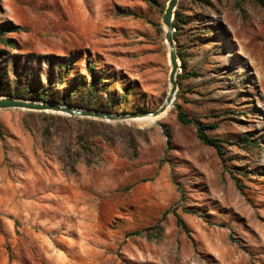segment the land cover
I'll list each match as a JSON object with an SVG mask.
<instances>
[{
  "label": "rangeland",
  "instance_id": "obj_1",
  "mask_svg": "<svg viewBox=\"0 0 264 264\" xmlns=\"http://www.w3.org/2000/svg\"><path fill=\"white\" fill-rule=\"evenodd\" d=\"M167 2L0 0V92L19 64L74 107L158 109L170 91ZM176 14L177 52L195 75L179 76V58L156 124L52 125L42 111L0 109V264H264V7L179 0ZM90 67L105 78L93 93ZM199 122L216 126L207 133L223 154L198 138ZM48 124L58 136L42 135ZM86 131L114 139L92 165L77 138ZM61 154H81L75 172Z\"/></svg>",
  "mask_w": 264,
  "mask_h": 264
},
{
  "label": "trees",
  "instance_id": "obj_2",
  "mask_svg": "<svg viewBox=\"0 0 264 264\" xmlns=\"http://www.w3.org/2000/svg\"><path fill=\"white\" fill-rule=\"evenodd\" d=\"M255 1H257L261 6L264 7V0H255ZM180 21L181 20L179 18V15L176 14V18L174 19V25L176 28H178ZM3 34L4 32L0 30V39L2 38ZM176 36L177 34L175 32L174 37L176 38ZM178 55H179L180 60L182 61L181 67L183 69V73L179 76L182 78V77H185L186 75H191V76L195 75L194 72H188L186 60L184 59L183 56H181L180 53H178ZM64 63H65L64 67H66L67 69L72 68V64L70 62H64ZM92 66H95V65H92ZM18 67L20 68L19 64L17 65V68H14L17 78L16 79L14 78L13 82H11L10 77H8L9 84L7 85V89L2 90L0 92L1 96H7V97H12V98H22V99H32V100L45 101V102H55L59 104L61 103V104H67V105L73 106L74 103L72 102V100L67 98V96L62 99L52 98L50 96L51 93H48V92H45L39 89L37 87L38 81L33 77H29L30 70L26 69V71H24L23 73H20ZM90 70L92 74V82L89 85L88 91L93 93L97 87H100L105 83L104 81L105 78L99 77L93 74V71L95 70L94 67H90ZM67 72H69V70H67ZM65 77H66V74L62 73L61 79L63 80ZM79 88L80 87L76 88V90H74L71 94L69 93V96L74 95L75 91H77V89ZM76 106L83 107L85 106V104H76ZM85 108H89V107L86 106ZM177 110H178L177 116L181 123L185 125L192 123V120L189 118L188 114L181 108V106L178 105ZM39 115L42 117L43 120L51 121L52 125L53 123H55V121L57 123H63L64 125H67L70 121L81 120L93 128L112 127L111 124L105 123L103 121H96L93 119H78L75 117H66V116L57 115L53 113L47 114L45 112H40ZM51 124H48L47 127L41 131L43 136H52V135L58 136V133H60L59 130L58 132L51 131L57 128V127L56 128L54 127L52 129ZM215 127L216 126L203 125L202 123L199 122L197 124V136L204 144L214 147L218 151V153L221 155L223 154V148L221 145L223 141L217 138H213L207 133L208 129L215 128ZM98 136L99 138L96 137V134H94L93 132H89V131H86V132H83L82 134L77 135L78 140L81 142L80 146L82 148V151L84 152L83 156H84L85 162L88 165L96 164L99 161L103 160L102 153H103L104 148L100 144V141L106 142L110 145L114 144V139L112 137L106 134H98ZM250 140L252 139L246 138V141H250ZM81 157H82L81 154H70V155L68 154L67 156H64L61 154L59 156V160L65 166H67L71 172H75L76 164L80 161ZM178 222L179 223L182 222L179 216H178ZM142 234H143L142 231H137L133 233V235H142Z\"/></svg>",
  "mask_w": 264,
  "mask_h": 264
},
{
  "label": "water",
  "instance_id": "obj_3",
  "mask_svg": "<svg viewBox=\"0 0 264 264\" xmlns=\"http://www.w3.org/2000/svg\"><path fill=\"white\" fill-rule=\"evenodd\" d=\"M179 0H168L165 12L163 15V25L166 26L167 30L165 32V39L169 47V54L171 60V68L169 74L170 91L163 102V104L154 111L142 112V113H132V114H114L109 112H102L96 109L90 108H79L70 105H62L55 102H45L36 100H27L22 98H12L7 96H0V109H23L27 111H42L56 113L60 115H66L70 117H80V118H91L102 120L106 122H121L128 123L127 120L136 117L138 115L142 116H157L168 108L170 104L174 102L175 95L178 91V81L177 75L180 70L179 56L177 52L176 41L174 38L175 25H174V15Z\"/></svg>",
  "mask_w": 264,
  "mask_h": 264
},
{
  "label": "bare ground",
  "instance_id": "obj_4",
  "mask_svg": "<svg viewBox=\"0 0 264 264\" xmlns=\"http://www.w3.org/2000/svg\"><path fill=\"white\" fill-rule=\"evenodd\" d=\"M164 29H165V32H166V30H167L166 26H164ZM168 56H169V62H170V65H171L170 54ZM172 104H170L168 106L166 111L169 108H171ZM166 111H164L163 113H161V114H159L157 116H142V115H138L136 117H132V118L128 119L127 122H129L131 124H134V125H137V126H142V127L151 126V125L156 124L164 116Z\"/></svg>",
  "mask_w": 264,
  "mask_h": 264
}]
</instances>
